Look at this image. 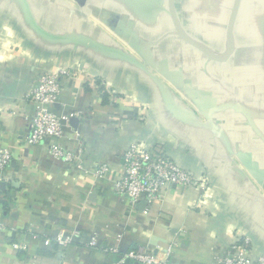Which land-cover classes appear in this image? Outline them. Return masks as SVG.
Masks as SVG:
<instances>
[{
    "label": "crops",
    "instance_id": "crops-1",
    "mask_svg": "<svg viewBox=\"0 0 264 264\" xmlns=\"http://www.w3.org/2000/svg\"><path fill=\"white\" fill-rule=\"evenodd\" d=\"M131 3L0 0V146L14 157L0 175V264H121L109 248L169 246L176 264H220L239 236L264 254V184L239 158L264 172V0H174L181 29L219 61L178 36L170 0ZM64 68L75 76L55 108L70 117L62 145L83 169L48 154L57 140L23 141L37 72ZM140 141L208 174V189L171 187L132 206L114 186ZM63 230L79 237L45 244Z\"/></svg>",
    "mask_w": 264,
    "mask_h": 264
},
{
    "label": "built area",
    "instance_id": "built-area-1",
    "mask_svg": "<svg viewBox=\"0 0 264 264\" xmlns=\"http://www.w3.org/2000/svg\"><path fill=\"white\" fill-rule=\"evenodd\" d=\"M75 73L68 69L57 72L39 70L35 82L27 93V98L35 108L32 117L31 133L24 138L26 145H43L47 140H57L48 150V154L57 160L74 164L83 169L80 160V151L71 152L62 145L69 138L66 130L69 128V116L60 115L56 106L63 95L64 80L74 77ZM123 175L115 183V191L130 200L132 206L146 203L150 206L159 201L162 194L171 187L196 188L206 191L209 187V176L206 173H197L184 168L176 159L166 155L160 147H154L146 142H133L123 153ZM13 153L9 148L0 146V175L5 172L13 161ZM108 164H101L96 169L98 177H105L110 173ZM79 237L75 232L60 231L52 238H46L45 244L54 243L61 249L73 244ZM97 246V240L92 238L87 244ZM14 249L26 251L28 246L24 243H14ZM251 241L248 237L239 236L232 244L230 251L219 259L220 264H264V254L256 257L251 255ZM109 253L118 254L121 264L127 260L138 264H176L172 260L173 247L166 249H152L137 247L121 250L111 247Z\"/></svg>",
    "mask_w": 264,
    "mask_h": 264
},
{
    "label": "water",
    "instance_id": "water-1",
    "mask_svg": "<svg viewBox=\"0 0 264 264\" xmlns=\"http://www.w3.org/2000/svg\"><path fill=\"white\" fill-rule=\"evenodd\" d=\"M170 12H171V16L174 20V24L177 30V34L178 36L184 40L185 42H187L188 44H190L191 46H193L194 48H197L198 50L202 51L204 54H206L208 57L214 59V60H223L221 57H218L217 55H215L214 53L208 51L207 49H205L203 46H201L197 41L193 40L192 38H190L189 36H187L185 34V32L183 31V29H181V27L179 26V23L177 21L176 15H175V8H174V0H170ZM233 27H234V21H232L231 26L229 28V48L231 47V37H232V31H233ZM232 51L231 48L229 50V56L231 55ZM121 57H123V55H120ZM158 69L160 70V72H162L163 74H166V67L165 66H161L158 65L157 66ZM208 97H211V95L208 93L207 94ZM206 97V95H205ZM211 107L208 110L206 115H210V113L212 111H216L217 109V105L214 103L213 99L211 100L210 103ZM239 158L241 163L247 168L249 169V171L251 172V174L255 177V179H257L258 183L263 185L264 184V172L258 168V165L256 163H252V160L250 158V156L244 153L239 154ZM143 204L146 205V203L144 202Z\"/></svg>",
    "mask_w": 264,
    "mask_h": 264
},
{
    "label": "rangeland",
    "instance_id": "rangeland-1",
    "mask_svg": "<svg viewBox=\"0 0 264 264\" xmlns=\"http://www.w3.org/2000/svg\"><path fill=\"white\" fill-rule=\"evenodd\" d=\"M100 2H103L102 7L107 6V8H116L119 6H128L132 0H108V4L105 5L104 0H99ZM111 3L115 4V7L111 5ZM132 4V3H131Z\"/></svg>",
    "mask_w": 264,
    "mask_h": 264
}]
</instances>
